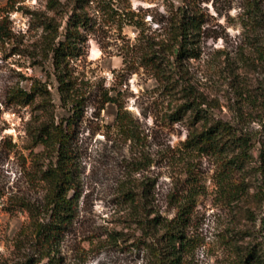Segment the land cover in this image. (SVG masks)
<instances>
[{"label": "rangeland", "instance_id": "rangeland-1", "mask_svg": "<svg viewBox=\"0 0 264 264\" xmlns=\"http://www.w3.org/2000/svg\"><path fill=\"white\" fill-rule=\"evenodd\" d=\"M52 1L54 7L48 0H0V19L7 16L13 35L0 46V264L27 258L37 264L33 237L21 233L29 212L19 204L42 209L45 184L30 173L33 163L44 167L51 157L33 158L41 148L25 149L26 131L70 114L42 24L48 18L59 27L54 46L66 32L77 34L69 69L85 98L71 138L76 207L60 238L59 264H153L148 244L165 245L162 226L188 195L195 205L180 264H264L258 193L264 184V0H254L253 21L245 0ZM177 8L199 21L192 44L197 57L171 67L175 82L168 89L145 56L157 50L161 62L170 58ZM34 82L47 95L37 94L32 105L7 102L10 90H29ZM106 97L114 102L104 103ZM193 97L205 102L196 110L205 120L228 122L249 139L246 162L227 176L214 156L182 148L203 123L179 109ZM118 105L131 117L134 136L116 125ZM144 215L157 222L150 231L138 223Z\"/></svg>", "mask_w": 264, "mask_h": 264}, {"label": "trees", "instance_id": "trees-1", "mask_svg": "<svg viewBox=\"0 0 264 264\" xmlns=\"http://www.w3.org/2000/svg\"><path fill=\"white\" fill-rule=\"evenodd\" d=\"M245 1L247 4L245 15L250 21H253L258 16L254 7V0ZM48 6L54 7L52 0H48ZM170 21V46L168 49L170 58L163 59L165 60L163 63L158 51L150 50L146 54L145 60L147 65L153 67L157 75L163 77L162 79L166 81L168 89H173L175 80L173 74H171V67L174 69L179 68L185 57H197L196 48L192 44L194 31L199 28V21L194 16H188L181 8H177L175 18ZM42 24L48 35H51L50 41L52 45L50 46V51L52 52L53 64L58 70L57 81L61 100L65 102L70 114L58 122H45L37 127L27 129L25 149L40 147L41 151L38 155L35 154L33 158H40L42 155L43 158L50 156L51 161L44 167L33 163L32 172L30 173L31 176L34 175L32 178L35 181L45 184L42 209L38 211L39 209H35L24 201L20 202L19 205L29 212V223L21 229V233L29 232L30 236L33 237L34 253L38 257L36 263L59 264L56 255L59 252L60 238H62L70 224L76 207L77 194L74 186L75 158L71 138L75 122L82 115L85 98L77 89L69 69V59L77 47L75 42L77 34L74 35L71 32L72 37H69V33L66 32L64 40L57 41L54 46L58 35V25L54 24L51 18L44 19ZM12 36L7 16L2 17L0 19V46L9 45ZM166 64L168 65L166 66ZM166 70L168 72H165ZM37 94L41 96L47 95L45 88L42 87L40 82H34L29 90L15 87L8 93L7 102L17 106L32 105ZM103 102L113 103L114 100L106 97ZM204 103V101L193 97V99L186 100L179 107V109H190L195 121L199 117L203 119L200 127L189 131L182 148L189 155L196 157L202 155L214 156L219 162L221 173L223 176H227L231 169L246 162L249 139L239 135L228 122L222 120L210 121L207 118L205 120L206 116L196 112ZM130 122H132L131 117L118 105L115 115L116 125H118L120 131L127 133L129 136H134L133 130L129 127ZM262 127L264 132V123ZM237 149L238 152H236ZM259 158L261 162L259 169L264 176V147L260 151ZM258 193H260V198L264 202V184L258 190ZM194 203V196H185L177 207L175 217L165 222L162 226L163 236L160 239L165 244L162 248L159 244H148L147 249L151 253L153 264H180V252L186 246L183 233L185 225L192 214ZM144 216L146 221L142 219L138 223L142 224L146 231H150L154 225L156 226L155 223L157 222L155 219L147 220L148 215ZM25 264H30L28 258Z\"/></svg>", "mask_w": 264, "mask_h": 264}]
</instances>
